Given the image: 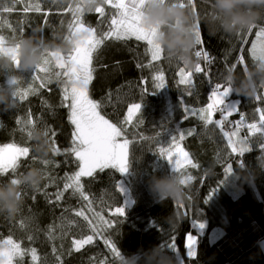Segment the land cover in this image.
Returning a JSON list of instances; mask_svg holds the SVG:
<instances>
[{"label": "trees", "instance_id": "1", "mask_svg": "<svg viewBox=\"0 0 264 264\" xmlns=\"http://www.w3.org/2000/svg\"><path fill=\"white\" fill-rule=\"evenodd\" d=\"M100 3L101 0H0V101H4L0 103V145L15 143L30 148L28 157L20 159L15 172L0 175V192L7 193L14 188L16 198L22 203L14 217L0 214V239L12 236L23 248H35L38 264H122L121 258L104 244V237L111 238L126 264H264L261 246L264 150L260 147L264 136L259 132L250 134L247 127H242L240 137H247L252 151L238 157L231 153L214 125L205 127L198 116L184 119V105L190 109L205 107L211 87L216 83L230 85L234 92L226 103L236 101L239 112L229 120H239L243 113L247 123L258 122L256 110L264 109V60H256L251 54L256 29L244 37L247 44H241L238 36L253 26H264V4L221 7L218 0H144L141 23L146 25V17L156 10L168 13L151 24L156 29L154 38L159 39L157 46L163 56L150 67L146 45L134 39L105 41L93 53L95 71L89 93L91 98L104 102L102 113L119 123L126 115L129 101L140 102L142 107L140 117L133 121L136 126H125L130 140L127 173L121 175L107 168L97 170L93 177L82 178L94 210L104 209L101 215L116 222L115 226L106 229L103 236H94L93 243L84 245L80 251L74 249V239L91 233L87 222L75 216V210L87 202L78 194L72 195L71 190L61 200L55 199L56 193L63 190L65 175L78 170V162L66 151L72 146L73 126L67 119V108L61 106L62 83L55 75L60 70L55 67L56 60L51 54L60 53L64 58L76 49L74 38L81 26H74L73 12L85 26L94 27L98 32L107 29L114 10L105 6V16L101 17L96 13ZM36 4L39 11L34 10ZM26 6L28 11L24 10ZM176 8L187 12L190 18L187 23L173 15ZM240 15L251 17L254 22L246 26L237 24L235 30L229 27ZM183 27H188L194 39L193 59L204 66L200 73L193 72L191 95L179 83L178 69L183 67L178 62L181 50H169L162 43ZM198 30L200 45L196 39ZM241 48L243 64L238 63ZM197 50L206 52L209 62L197 59ZM32 56L38 58L37 62L28 66L27 58ZM46 60L49 71L40 75L49 76L51 82L40 87L41 81H32V77ZM138 64L145 66L138 67ZM206 70L210 78L202 73ZM158 72H163L166 87L147 94L140 101L142 81H147L149 92L153 91V77ZM29 85L36 92L23 100L16 97L13 102L14 93ZM249 90L255 95L245 98ZM109 93L111 100L107 98ZM29 114L36 127L31 130V136L28 129L32 126L25 123ZM140 119L142 124L138 122ZM213 119H219V114H214ZM45 129L49 133L47 137ZM189 130H193V135H185L183 141L177 142L199 167L186 169V175L192 179L184 185L182 201L164 199L150 190L149 182L171 179L176 173L167 160L159 157L157 149L167 147L174 136ZM141 136L147 139L142 140ZM54 148L59 152H54ZM241 160L244 168L240 167ZM46 161L50 163L45 164ZM229 163L234 175L221 183L225 181L224 169ZM30 171L37 174L36 181L40 182H29ZM253 177V182H245ZM12 178L18 183H11ZM120 182L126 185L132 199L124 217L113 216L109 211L123 204L124 197L116 187ZM214 189L212 198L207 199ZM197 222L204 227H197ZM187 233L197 240L195 258L188 256L184 246ZM29 236L33 239L29 240ZM173 236L177 238L176 252L161 247L170 243ZM21 264H33L31 255H25Z\"/></svg>", "mask_w": 264, "mask_h": 264}, {"label": "snow or ice", "instance_id": "2", "mask_svg": "<svg viewBox=\"0 0 264 264\" xmlns=\"http://www.w3.org/2000/svg\"><path fill=\"white\" fill-rule=\"evenodd\" d=\"M144 0H101L96 13H99L101 17L105 16V6L114 10L110 19L107 21V29L98 32L96 28L91 26H85L81 17L73 12L75 20L74 26L84 27L91 33L90 38L74 49L73 53L64 57L62 62H56L55 67L60 71L56 72V78L62 83V100L61 106L67 108V119L73 126L72 132V146L67 149L74 156L77 163V169L71 174L65 175V184L63 190L56 193L55 199L59 201L63 198L64 193L71 190L72 195H77L79 198L87 202L81 209L75 210V216L83 218L86 221V227L91 234L81 235L78 239L72 241L74 249L80 251L82 246L92 244L94 236H103L106 229H111L115 226V223L111 219H105L100 211L94 210L92 204L93 201L89 198V195L85 193L84 184L82 183L83 177H93L94 173L99 170L111 168L117 170L121 175L127 173L129 167V145L128 133L126 125L135 127L133 123L134 119L140 117L142 104L140 102L129 101L126 115L122 122L116 123L107 118L102 113L104 107L103 101H97L91 98L89 93V85L94 78L93 67V53L108 40L127 41L134 39L137 42H143L146 45V54L150 56L148 66H151L153 61H158L163 56V51L154 43L153 33L145 30L140 24V16L142 14V6ZM34 10L39 11V5L33 6ZM25 11L29 10L26 6ZM78 11V10H77ZM6 23V21H5ZM104 23V21H101ZM198 27V25H197ZM199 29V27H198ZM253 29L255 31V40L251 43V54L256 60H264V26H253L246 32L238 34L241 44H247L248 41L244 38L246 35L252 34ZM197 44H202L200 30L196 32ZM241 55L238 57V63H244L243 48H241ZM51 55H56L52 53ZM203 55L204 59H208V54L201 50L195 52V56L200 58ZM49 62L46 60L44 65L38 66L35 75L32 77V81L39 79L41 81L40 87H46L47 83L51 82V78L47 75H40L41 73H47L49 71ZM145 65L138 64V67H144ZM232 69L230 68L229 71ZM202 68L197 63L194 70H188L185 67L178 69L179 83L185 85V91L191 95L193 87V72L200 73ZM247 71V67H245ZM207 74V73H206ZM14 84L15 81H10ZM144 87L141 89V98L150 93H154L157 90L166 87V80L163 72H158L153 77L154 90L149 92L147 88V81H142ZM36 89L31 85L25 90H19L14 93L13 102L16 97L21 100L25 99L29 93L34 94ZM230 85L224 83H216L211 87V92L208 96V103L205 107L199 109H190L186 104L183 107L185 112L184 119L191 116H198L203 121L205 127L208 125H214L220 130L226 146L231 149V153H234L238 157H243L245 153L252 151L251 145L247 143V137H240V129L247 127L250 134L259 132L261 136H264V109L258 108L256 111L259 113V121L254 123H247L244 118V114L240 113V119L236 121L229 120V117L234 113L239 112V107L236 105H229L226 103L227 98L233 94ZM108 100H111V93L108 94ZM259 99V97H257ZM183 104V101H182ZM219 113V119H213L214 114ZM140 124L143 120L138 121ZM20 124L21 121L17 120ZM32 127L28 129V135L31 136V130L35 127L31 115L25 122ZM24 130V129H22ZM45 136H48V130H43ZM160 135L159 133L157 134ZM185 135H193V130H189L187 133L181 132L178 136H174L171 143L167 147H158L157 154L161 159L167 160L173 168L175 176L180 177V183L185 185L192 179L190 175H186V169L198 168L199 164L195 162L191 154L186 151L179 142L183 141ZM142 140L147 139L141 136ZM158 142V141H157ZM264 150V143L260 145ZM54 152H59L58 148L53 149ZM30 152L28 146L18 145L15 143H7L0 145V175L15 172L20 159L27 158ZM35 159V157H33ZM50 162L46 161L45 164ZM240 167L244 168L245 164L241 160ZM225 183L229 177L234 175L232 164H228L224 169ZM15 184L18 181L15 178L10 180ZM117 189L121 195H123V188L117 184ZM216 190L214 189L207 199H211ZM21 195V193H20ZM207 202V200H206ZM182 207V205H180ZM91 213V216L86 215L85 210ZM67 211V209H66ZM111 215L124 217L125 210L119 205L115 206L114 211L109 208ZM62 222L64 218L62 217ZM68 223H75L74 221H68ZM63 227V223H62ZM197 227L203 228V223L197 222ZM53 229L50 228V233ZM50 239L52 238L50 234ZM29 240L33 237L29 236ZM176 237L171 238L170 243L162 245V248H168L172 252H176L177 244ZM104 244L114 253L117 257L121 258L122 264H126V260L121 256V253L117 250L116 245L112 242L110 237H104ZM185 249L190 258L196 256V237L191 233L185 234ZM53 252L56 249L53 248ZM31 255L33 264H38L39 256L35 248L27 249L21 246V243L14 240L12 236H8L5 239H0V264H21V261L25 255ZM57 260L60 257L57 256Z\"/></svg>", "mask_w": 264, "mask_h": 264}, {"label": "clouds", "instance_id": "3", "mask_svg": "<svg viewBox=\"0 0 264 264\" xmlns=\"http://www.w3.org/2000/svg\"><path fill=\"white\" fill-rule=\"evenodd\" d=\"M218 3L221 7H235L237 5H255V4H264V0H218ZM168 15L166 10H156L150 16L146 17V24H154L161 19V17ZM177 18L185 21H189V16L187 12L183 9L176 8L173 12ZM254 22L253 18L240 15L237 17L235 24H230L229 27L235 30L236 25L246 26L248 23ZM162 43L166 44L167 49L176 50L180 49L178 56V62L183 65L188 70H194L196 61L193 59V48H194V39L192 38L191 32L188 27H183L177 30L173 34L170 40L163 41ZM37 57H28V66L34 65L37 62ZM255 93H252L250 90L245 94V98L254 96ZM4 101H0L3 103ZM36 173H29V182L36 181ZM255 177L246 179L245 182H253ZM40 182V181H36ZM150 190L160 194L164 199H173L176 201H182L184 199V185L180 183V177L174 176L171 179L156 180L153 179L149 182ZM22 203L19 199L16 198L15 189H10L7 193L0 192V214H7L9 217H14L20 210ZM259 243V242H258Z\"/></svg>", "mask_w": 264, "mask_h": 264}, {"label": "rangeland", "instance_id": "4", "mask_svg": "<svg viewBox=\"0 0 264 264\" xmlns=\"http://www.w3.org/2000/svg\"><path fill=\"white\" fill-rule=\"evenodd\" d=\"M140 24L142 25V27L145 30L151 31L153 33V41L156 45H159V39L158 38H154L156 35V29L154 27V25H149L147 26V24H143L140 22ZM91 33L89 31H87L84 27H78V29L76 30V34H75V47H79L80 45H82L83 43H85L89 38H90ZM56 55H54V58L56 60V62H62L63 57L60 53H55ZM19 65V63L17 64ZM227 104L231 105H236L237 106V102L236 101H228ZM119 185L123 188L124 193H123V204L120 207H123L124 209L129 208L132 205V199L130 196V192L129 190L126 188V185L123 182H120ZM261 246L264 250V240L261 243ZM83 247V246H82Z\"/></svg>", "mask_w": 264, "mask_h": 264}, {"label": "bare ground", "instance_id": "5", "mask_svg": "<svg viewBox=\"0 0 264 264\" xmlns=\"http://www.w3.org/2000/svg\"><path fill=\"white\" fill-rule=\"evenodd\" d=\"M197 59H198V58H197ZM208 62H209V61H208ZM197 63L201 64V65H202V70H204V66H203V64H202L201 62H197ZM202 73H207L208 78H210V77H209V70L203 71ZM218 114H219V113H218ZM124 210H126V209H124Z\"/></svg>", "mask_w": 264, "mask_h": 264}, {"label": "built area", "instance_id": "6", "mask_svg": "<svg viewBox=\"0 0 264 264\" xmlns=\"http://www.w3.org/2000/svg\"><path fill=\"white\" fill-rule=\"evenodd\" d=\"M201 58H203V60H204V62H205V63H206V62H208V61H209V59H210V58L208 57V59H207V60H205V59H204V57H203V55H202V56H201L199 59H201ZM195 65H197V63H196ZM200 66H201V68H202V65H201V64H200Z\"/></svg>", "mask_w": 264, "mask_h": 264}]
</instances>
